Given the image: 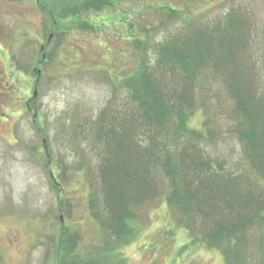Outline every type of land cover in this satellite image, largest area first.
I'll list each match as a JSON object with an SVG mask.
<instances>
[{
  "label": "rangeland",
  "instance_id": "1",
  "mask_svg": "<svg viewBox=\"0 0 264 264\" xmlns=\"http://www.w3.org/2000/svg\"><path fill=\"white\" fill-rule=\"evenodd\" d=\"M81 1L72 0L81 14L61 18V0H0V264H264V208L249 215L238 260L226 255L236 252L238 233L222 237L205 202L193 229L200 238H191L182 221L196 202L187 212L177 199L167 203L173 184L152 140L175 135L183 121L177 134L188 145L242 184L253 178L235 108L249 89L264 95V0H112L103 11ZM196 30L204 38L189 43L190 60L200 59L193 86L174 81L186 89L189 116L166 129L147 124L152 118L132 101L129 83L139 66H155L156 45L181 47ZM114 143L122 147L113 164L135 190H124L133 234L118 245L104 226L111 165L104 160ZM235 211L233 204L227 213Z\"/></svg>",
  "mask_w": 264,
  "mask_h": 264
},
{
  "label": "trees",
  "instance_id": "2",
  "mask_svg": "<svg viewBox=\"0 0 264 264\" xmlns=\"http://www.w3.org/2000/svg\"><path fill=\"white\" fill-rule=\"evenodd\" d=\"M81 2L80 6L85 10L103 11L108 5H113L116 0L115 2L112 0H84ZM60 3L61 5L57 4V16L66 18L81 14L82 10H76L75 6H72V4H75L72 0H61ZM51 13L53 14L54 10H51ZM202 32V30H196L191 35L185 36L181 47L180 45L175 47L174 43L171 44L165 39L155 46L158 53L155 57V66L150 68L148 65H141L136 70L132 81L129 83L128 93L133 102H139L142 115L146 113V118H152L153 121L147 119V124H153L155 121L157 127L160 126L161 129L163 127L166 129V127L169 128L170 122L168 121L177 124L180 123L177 120L178 117H181L180 120L182 121L189 114L184 104V100L187 99V96H185L186 89L185 92H179L178 89L188 84L189 81V86H193V81L197 76L195 70L200 66V59L198 57L196 62L190 60L192 56L188 54V49L189 43L199 44L203 41ZM194 68L196 69L193 70ZM174 81L180 85V88L174 86ZM253 83L252 80L248 82V88H252ZM236 99L237 108L235 109L237 112L241 111L242 115L241 126L243 125V128L237 129L239 141L243 148L242 156L249 167L254 170L253 178L250 180L248 175L242 173L246 176L245 179L248 180L247 184H242L241 178L234 176L233 171H226L225 166L217 158L212 159L211 155L205 154L195 144L188 145L186 142L188 136L177 134L179 128L180 131H183L181 128L184 125L183 121L179 128H175V135L171 137L153 135L152 138L153 141L157 139L159 153L156 154V157L158 166L165 175L164 178L173 184L169 196L167 195L166 198L167 203L170 204L169 198L177 199L183 207L186 205L185 212H187L188 208L190 209L188 202H193L192 199L196 202L193 210L191 208L182 221L189 236L200 238L197 233L194 235L195 231L193 232V229L196 226L197 219H199L198 210H201L204 202L207 204V213L209 211L218 213L215 225H212V227L217 230L220 229V234L224 235L222 237L231 236L235 232L238 233L237 250L235 253L229 252L226 254L228 260L229 258L234 260L239 258L240 245H243L246 240L244 227L246 223H249L247 222L249 215L254 218L264 208V95L258 94L256 89L253 88L246 91V96H237ZM249 102H253V105ZM188 107H190V102ZM140 128L143 129L142 140L145 141L148 139V136L146 137L148 130H144L143 123H141ZM165 129L163 130L165 131ZM119 136L125 139L122 143L129 142L127 135ZM190 138L195 140L193 137ZM121 144L114 143L112 147L111 145L108 146L104 160V162L106 161L105 164L107 162L109 165L111 164L106 166L109 175H104L105 184L108 188L107 194L110 195L105 204L108 215L104 226L106 228L110 227L109 231L120 238L116 242L117 245L131 240L129 238L132 235H128L127 231H131L133 234V228L130 227L127 220L130 219L128 215L133 214V212L130 209V203L125 200L124 190L131 189V191H135L130 186L132 178L127 174L119 173V165L113 164L116 161L114 158L118 155L116 151L120 150ZM135 155L137 158L138 154ZM110 158L113 160H110ZM103 174L104 172L102 176ZM257 183H260L263 189L254 191L253 188L257 186ZM225 184L230 185L231 190H225ZM139 196L137 202L143 197L142 194ZM203 198L207 201L202 200ZM233 204L236 209V216L230 217L227 212L229 206ZM202 215L201 213L200 216ZM203 218L204 221L209 220L204 216ZM220 222L222 225L218 226ZM112 224L119 227V231L112 228Z\"/></svg>",
  "mask_w": 264,
  "mask_h": 264
},
{
  "label": "water",
  "instance_id": "3",
  "mask_svg": "<svg viewBox=\"0 0 264 264\" xmlns=\"http://www.w3.org/2000/svg\"><path fill=\"white\" fill-rule=\"evenodd\" d=\"M34 95L36 94V91H34V93H33Z\"/></svg>",
  "mask_w": 264,
  "mask_h": 264
},
{
  "label": "flooded vegetation",
  "instance_id": "4",
  "mask_svg": "<svg viewBox=\"0 0 264 264\" xmlns=\"http://www.w3.org/2000/svg\"><path fill=\"white\" fill-rule=\"evenodd\" d=\"M28 106V105H27Z\"/></svg>",
  "mask_w": 264,
  "mask_h": 264
}]
</instances>
